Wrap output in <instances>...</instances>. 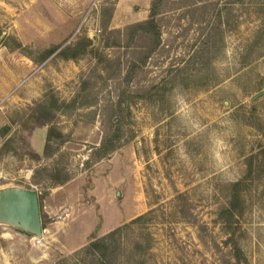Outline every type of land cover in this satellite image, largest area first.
<instances>
[{
	"label": "rangeland",
	"instance_id": "rangeland-1",
	"mask_svg": "<svg viewBox=\"0 0 264 264\" xmlns=\"http://www.w3.org/2000/svg\"><path fill=\"white\" fill-rule=\"evenodd\" d=\"M111 1L109 29L148 17L151 0H0V191L35 190L42 223L37 237L0 220V264H85L93 224L103 235L142 213L144 264H264V0H206L191 27L169 12L174 41L138 85L124 78L131 47L102 31ZM83 37L97 53L29 57ZM47 94L62 105L45 116ZM108 122L117 147L94 161ZM56 161L66 183L30 182Z\"/></svg>",
	"mask_w": 264,
	"mask_h": 264
},
{
	"label": "trees",
	"instance_id": "trees-1",
	"mask_svg": "<svg viewBox=\"0 0 264 264\" xmlns=\"http://www.w3.org/2000/svg\"><path fill=\"white\" fill-rule=\"evenodd\" d=\"M114 6V1L105 2L101 6L100 17L102 19V31L103 33H107L108 36H112V46H120L123 43L125 46L131 47V59L126 70L127 76L124 78L127 82H131L132 79L137 78L135 84L138 85V72H143V67L159 51H166L168 54L169 47L174 41L170 39V33L168 32L167 35L169 34V38L163 37L166 33L164 27L170 21L169 12L178 9L179 14L175 17L177 23L180 22V19L186 18L187 26L191 27L194 23V12L198 9L205 8L207 2L206 0H151L149 14L146 19L127 24L123 28L109 29L108 24L113 14ZM91 45L92 40L83 37L81 40L75 42V44H67L59 51H57L59 45H53L42 50L38 60L30 56V54L29 57L34 61L41 62L55 53V55L63 58L76 59L87 52L97 53L98 49H94ZM17 47L22 46L18 43ZM97 57L99 63H105L103 64L105 70L113 66L112 62L114 61L103 56L102 52H99V56L97 54ZM119 75L121 73H118ZM60 105L62 104H59L53 95L47 94L44 100L35 105V109L40 114L47 116L54 114L53 109H56V111L59 110ZM110 109L112 112L113 107ZM110 125L109 122L106 124L100 144L95 149L97 156L94 161H98L107 156L108 153L117 147L114 141L119 135V128ZM7 130L8 126H3L0 129L1 135H4ZM51 137L52 134L49 132L45 143V154L50 149L48 142ZM262 151H264V148ZM253 158L254 156L252 155L247 159L249 171L252 168ZM69 179L70 174L60 161H56L49 167H34L32 168V174L30 176L31 183L43 187L62 185ZM238 184L239 182H235L234 186ZM232 213L230 211V214ZM147 217L148 213H142L122 225L112 228L101 236L94 233L91 234L89 242L76 251L75 256H85V264H144L140 261V256L150 247L151 239L145 227Z\"/></svg>",
	"mask_w": 264,
	"mask_h": 264
},
{
	"label": "water",
	"instance_id": "water-1",
	"mask_svg": "<svg viewBox=\"0 0 264 264\" xmlns=\"http://www.w3.org/2000/svg\"><path fill=\"white\" fill-rule=\"evenodd\" d=\"M2 36L3 34L0 36V39ZM94 39L95 37H93L92 43ZM46 138L47 134H44L42 150H44ZM0 220L14 224L40 237L42 223L37 192L32 189L18 188L1 190Z\"/></svg>",
	"mask_w": 264,
	"mask_h": 264
},
{
	"label": "crops",
	"instance_id": "crops-1",
	"mask_svg": "<svg viewBox=\"0 0 264 264\" xmlns=\"http://www.w3.org/2000/svg\"><path fill=\"white\" fill-rule=\"evenodd\" d=\"M98 220V219H97ZM101 230V231H100ZM106 229H105V223L103 222V224H102V222H100V220L99 221H97L96 223H95V225L93 224V226L91 227V229H89V231H88V236H91V234H96V235H101L100 234V232L102 233H104V231H105ZM100 231V232H99Z\"/></svg>",
	"mask_w": 264,
	"mask_h": 264
}]
</instances>
